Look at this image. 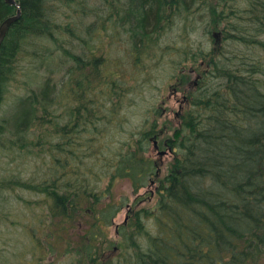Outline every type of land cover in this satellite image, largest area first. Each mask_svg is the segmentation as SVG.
I'll return each instance as SVG.
<instances>
[{"label":"rangeland","instance_id":"374dc122","mask_svg":"<svg viewBox=\"0 0 264 264\" xmlns=\"http://www.w3.org/2000/svg\"><path fill=\"white\" fill-rule=\"evenodd\" d=\"M128 4V0H55L53 21L70 27L66 33L54 31L65 51L59 48L57 38L55 42L40 39L33 44L40 54L43 51L51 57L45 58V64L38 61L33 72L29 71L31 58L23 59L25 72L18 75L0 104V114L10 119L15 113L16 97L25 92L23 88H35L49 76L51 95L56 96V118L53 116L48 124L53 131L52 120L64 123L75 105L73 99L62 98L61 84L65 81L69 87L73 80L77 88V81L81 80L83 98L94 105L96 123L94 127L81 125L77 130L70 126V136L76 140L70 148L79 156L69 157L64 176L60 159H55L62 154L50 151V140L47 145L42 138L38 147L26 151L11 143L8 130L0 135V264H108L121 257H136L155 234V221L149 214L144 217L142 208L156 204L158 186L171 168L173 153L167 141L177 127L175 112L182 96L188 100L202 94L204 87H223L225 78L209 73L210 60L217 57L212 55L213 50L219 48L224 55L232 51L239 55L252 51L264 55L258 47L222 38L227 19L221 16V7L232 9L229 20L245 22L248 15L243 14L244 0H194L192 11L168 18L159 33L148 30L146 36L138 32L132 35L131 24L124 17L130 12ZM114 9L120 22L107 19ZM60 58L63 64H59ZM191 68L196 74L205 72L200 83L198 79L194 85L196 74L189 72ZM112 99L115 102L105 110ZM153 121L158 148L150 140L144 159L150 156L158 164V175L138 190L125 177L111 180L110 171L115 167L110 165L116 163L124 141L139 139L138 132ZM5 125L4 130L11 128V123ZM59 135H51L52 141L59 140ZM137 156L143 158V153L139 150ZM77 177L85 182L86 191L75 192L79 198L72 206H67V199L57 202L44 189L58 178V194L69 196L73 189L65 188V180ZM138 211L146 221L147 231L144 228L133 234ZM90 236L89 252L95 253L91 255L96 258L94 262L78 251L82 245L89 247ZM258 253L249 254L248 264H264V249Z\"/></svg>","mask_w":264,"mask_h":264},{"label":"trees","instance_id":"16d2710c","mask_svg":"<svg viewBox=\"0 0 264 264\" xmlns=\"http://www.w3.org/2000/svg\"><path fill=\"white\" fill-rule=\"evenodd\" d=\"M16 1L20 4L21 16L0 44V104L18 75L25 72L23 59L31 58L28 64L29 71L33 72L40 58L41 64L50 56L43 51L40 54L32 45L40 39L55 42L57 38L59 48L65 51L54 30L59 33L70 30L67 23L57 25L53 21L55 0ZM128 1L130 12L124 17L131 24L132 35L138 32L146 36L148 30L159 33L165 20L190 12L194 7V0ZM244 1L243 14L248 15L245 22L229 20L232 9L221 7L220 14L227 19L222 38L254 49L258 47L264 53V0ZM16 9L15 5L0 0V23ZM107 19L121 20L115 18V9ZM219 51V48L213 50L212 55L217 57L210 60L209 73L224 77L223 87H204L202 94L189 97L175 116L177 127L167 141L173 153L171 168L158 186L156 204L142 208L143 216L149 214L156 225L155 234L149 237V246L137 252L136 257H121L108 264H248L250 253L259 255L258 251L264 249V55L253 51L241 55L232 51L224 55ZM58 62L62 63L61 58ZM234 65L239 69H234ZM77 83V88L73 80L68 83L69 87L65 81L61 84L62 98L73 99L75 105L64 123L52 120L53 131L48 124L53 116L56 118V96L51 95L49 76L35 88H23L25 92L16 97L15 113L10 119L0 114V135L8 130L12 144L31 151L42 138L47 145L50 140V151L62 154L55 159H60L63 176L67 174L64 169L69 165V157L77 154L70 148L76 142L70 136V126L77 130L81 125H96L94 105L83 98L82 81ZM114 102L108 101L105 110ZM5 122L11 123L10 129L4 130ZM150 125L138 132L139 139L124 141L116 163L110 165L115 167L110 171L111 180L125 177L138 190L149 178L158 175V164L150 156L144 159L150 140L158 135L156 121ZM56 134H60V139L52 141L51 135ZM139 150L143 158L137 156ZM57 179L50 185L54 189L44 187L57 202L67 199V206H72L79 198L75 192L86 191L85 182L77 177L64 183L67 189L71 186L73 193L60 195L56 190ZM135 226L133 234H139L144 228L147 231L140 211L136 214ZM91 238L89 247L82 245L78 251L94 262L96 258L91 255L95 253L89 252Z\"/></svg>","mask_w":264,"mask_h":264},{"label":"water","instance_id":"95a60500","mask_svg":"<svg viewBox=\"0 0 264 264\" xmlns=\"http://www.w3.org/2000/svg\"><path fill=\"white\" fill-rule=\"evenodd\" d=\"M7 3L11 5H15L17 7L16 12L12 15L5 17L0 23V44L5 38L11 23L17 21L21 16L20 4L16 0H5ZM163 151H159V154H163Z\"/></svg>","mask_w":264,"mask_h":264},{"label":"bare ground","instance_id":"6f19581e","mask_svg":"<svg viewBox=\"0 0 264 264\" xmlns=\"http://www.w3.org/2000/svg\"><path fill=\"white\" fill-rule=\"evenodd\" d=\"M197 1V0H196ZM201 6V5H200ZM200 8V7H199ZM205 8V7H204ZM192 10V9H191ZM197 12V11H196ZM177 15V14H176ZM207 17V16H206ZM209 17V16H208ZM190 21H192V20H190ZM196 21V20H195ZM14 22H16V21H14ZM14 22H12L11 23V25L14 23ZM200 22V21H199ZM185 23V22H184ZM174 25V24H173ZM189 25V24H188ZM194 26V25H193ZM203 26V25H202ZM10 28V27H9ZM112 29V28H111ZM127 29V28H126ZM9 30V29H8ZM68 30V29H67ZM192 30V29H191ZM55 31V30H54ZM65 32H67V31H65ZM119 32V31H118ZM105 33H106V31H105ZM113 34V33H112ZM108 35V34H107ZM111 35V34H110ZM185 35V34H184ZM187 35V34H186ZM182 36V35H181ZM211 37V36H210ZM53 38V37H52ZM74 38V37H73ZM122 38V37H121ZM184 38V37H183ZM187 38V37H186ZM63 40V39H62ZM76 42V41H75ZM111 42V41H110ZM129 43V42H128ZM36 44V43H35ZM56 44V43H55ZM43 45V44H42ZM76 46V45H75ZM37 48V47H36ZM107 48V47H106ZM54 49V48H53ZM41 51V50H40ZM131 51V50H130ZM25 52V51H24ZM72 52V51H71ZM26 54V53H25ZM33 54V53H32ZM58 54V53H57ZM130 54H132V53H130ZM28 55V54H27ZM35 55V54H34ZM37 55V54H36ZM71 55V54H70ZM57 56V55H56ZM61 56V55H60ZM49 57H51V56H49ZM63 57V56H62ZM65 57V56H64ZM131 57V56H130ZM135 57V56H134ZM57 58V57H56ZM34 59H36V58H34ZM38 59V58H37ZM36 59V60H37ZM42 59V58H41ZM159 59V58H158ZM47 60V59H46ZM134 60V59H133ZM177 60H179V59H177ZM39 61H41V60H39ZM156 61H158V60H156ZM30 62V61H29ZM37 63V62H36ZM44 63V62H43ZM48 63H49V61H48ZM74 63V62H73ZM114 63V62H113ZM45 64V63H44ZM62 64H63V62H62ZM68 64H69V62H68ZM33 65V64H32ZM72 65V64H71ZM54 66V65H53ZM61 66V65H60ZM59 66V67H60ZM115 66V65H114ZM156 66V65H155ZM18 68V67H17ZM64 68V67H63ZM28 70V69H27ZM35 71V70H34ZM12 72V71H11ZM38 73V72H37ZM36 73V74H37ZM35 74V73H34ZM13 79V78H12ZM190 79V78H189ZM192 80V79H191ZM9 81V80H8ZM131 84V83H130ZM172 84V83H171ZM131 86V85H130ZM32 88H33V86H32ZM202 88V87H201ZM172 90V89H171ZM201 90V89H200ZM195 92V91H194ZM60 93V92H59ZM197 93V92H196ZM200 93V92H199ZM19 96V95H18ZM6 97V96H5ZM129 98V97H128ZM15 106H13V108H14ZM77 110V109H76ZM12 112V111H11ZM72 112V111H71ZM78 112V111H77ZM78 114V113H77ZM4 115V114H3ZM75 115V114H74ZM79 115V114H78ZM1 117H2V115H1ZM4 123V122H3ZM85 125V124H84ZM95 126V125H94ZM80 134V133H79ZM12 137V136H11ZM79 137V136H78ZM88 137V136H87ZM97 138V137H96ZM93 139V138H92ZM82 143V142H81ZM83 144V143H82ZM79 146V145H78ZM87 147V146H86ZM90 147V146H89ZM117 151H115V153H116ZM118 153V152H117ZM90 154V153H89ZM57 157H59V156H57ZM56 157V158H57ZM114 157V156H113ZM82 161V160H81ZM106 161V160H105ZM66 162V161H65ZM104 174V173H103ZM56 177V176H55ZM67 178V177H66ZM65 178V179H66ZM93 184V183H92ZM95 185V184H94ZM92 186V185H91ZM34 239H35V237H34ZM35 244H36V242H35Z\"/></svg>","mask_w":264,"mask_h":264},{"label":"flooded vegetation","instance_id":"af4514ba","mask_svg":"<svg viewBox=\"0 0 264 264\" xmlns=\"http://www.w3.org/2000/svg\"><path fill=\"white\" fill-rule=\"evenodd\" d=\"M189 72H190L192 75L196 74L195 69H194V70H193V69H190ZM195 77L198 79L199 75L196 74ZM195 84H196V81H195ZM175 114H176V113H175ZM115 250H116V248H115V249H112L113 252H114Z\"/></svg>","mask_w":264,"mask_h":264}]
</instances>
